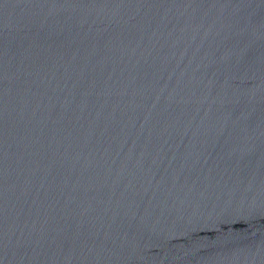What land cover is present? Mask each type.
Returning a JSON list of instances; mask_svg holds the SVG:
<instances>
[{
	"label": "water",
	"instance_id": "water-1",
	"mask_svg": "<svg viewBox=\"0 0 264 264\" xmlns=\"http://www.w3.org/2000/svg\"><path fill=\"white\" fill-rule=\"evenodd\" d=\"M0 264H264V0H0Z\"/></svg>",
	"mask_w": 264,
	"mask_h": 264
}]
</instances>
